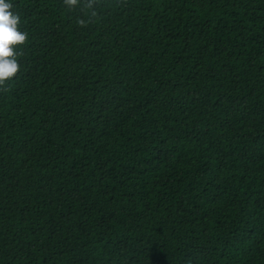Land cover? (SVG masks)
<instances>
[{
	"label": "trees",
	"instance_id": "16d2710c",
	"mask_svg": "<svg viewBox=\"0 0 264 264\" xmlns=\"http://www.w3.org/2000/svg\"><path fill=\"white\" fill-rule=\"evenodd\" d=\"M0 264H264V0H6Z\"/></svg>",
	"mask_w": 264,
	"mask_h": 264
},
{
	"label": "clouds",
	"instance_id": "9594fccd",
	"mask_svg": "<svg viewBox=\"0 0 264 264\" xmlns=\"http://www.w3.org/2000/svg\"><path fill=\"white\" fill-rule=\"evenodd\" d=\"M63 2L70 10L80 8L81 11L90 13L88 20L77 19V24L80 26H87L91 18L96 15L98 0H63ZM12 7V4L6 0H0V89L19 72L17 49L24 45L28 38L27 33L20 30V17L11 11Z\"/></svg>",
	"mask_w": 264,
	"mask_h": 264
}]
</instances>
